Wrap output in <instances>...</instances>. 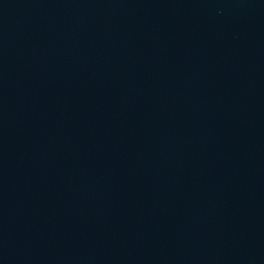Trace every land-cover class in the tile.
<instances>
[{
	"label": "water",
	"instance_id": "water-1",
	"mask_svg": "<svg viewBox=\"0 0 264 264\" xmlns=\"http://www.w3.org/2000/svg\"><path fill=\"white\" fill-rule=\"evenodd\" d=\"M0 264H264V0H0Z\"/></svg>",
	"mask_w": 264,
	"mask_h": 264
}]
</instances>
